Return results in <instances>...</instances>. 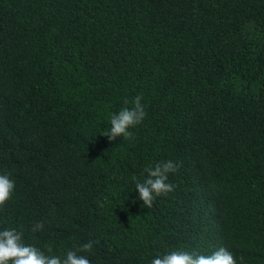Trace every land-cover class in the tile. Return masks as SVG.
Wrapping results in <instances>:
<instances>
[{
    "label": "trees",
    "instance_id": "obj_1",
    "mask_svg": "<svg viewBox=\"0 0 264 264\" xmlns=\"http://www.w3.org/2000/svg\"><path fill=\"white\" fill-rule=\"evenodd\" d=\"M137 95L131 137L102 136ZM167 160L174 190L146 208L135 183ZM5 173L0 231L45 255L264 264V0H0Z\"/></svg>",
    "mask_w": 264,
    "mask_h": 264
},
{
    "label": "clouds",
    "instance_id": "obj_2",
    "mask_svg": "<svg viewBox=\"0 0 264 264\" xmlns=\"http://www.w3.org/2000/svg\"><path fill=\"white\" fill-rule=\"evenodd\" d=\"M141 100L142 97L137 95L131 100V107H123L113 114L110 117V127L102 136L109 141L120 137L130 138L132 133L129 129L140 124L146 115ZM128 103L126 100L125 104ZM178 167V163L167 160L144 169L146 178L135 183V191L144 207L151 208L156 197L174 190V186L168 182V176L177 171ZM14 187L15 183L8 174H0V206L11 198ZM42 228L43 223H36L32 231ZM92 248L93 242L89 241L77 250H68L63 258L49 256L34 246L23 244L21 233L15 230L0 231V264H90L89 259L78 252H89ZM48 250L51 251L50 248ZM150 264H236V260L231 252L222 247L210 255L173 251L152 258Z\"/></svg>",
    "mask_w": 264,
    "mask_h": 264
}]
</instances>
